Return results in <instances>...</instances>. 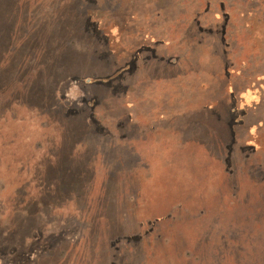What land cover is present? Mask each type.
Returning a JSON list of instances; mask_svg holds the SVG:
<instances>
[{"label": "rangeland", "instance_id": "obj_1", "mask_svg": "<svg viewBox=\"0 0 264 264\" xmlns=\"http://www.w3.org/2000/svg\"><path fill=\"white\" fill-rule=\"evenodd\" d=\"M0 264H264V0H0Z\"/></svg>", "mask_w": 264, "mask_h": 264}, {"label": "crops", "instance_id": "obj_2", "mask_svg": "<svg viewBox=\"0 0 264 264\" xmlns=\"http://www.w3.org/2000/svg\"><path fill=\"white\" fill-rule=\"evenodd\" d=\"M173 63L174 62H172L171 65H174ZM144 73L145 74H147V73H154V69L153 70L152 69H149V70L146 69V71ZM180 116L181 115H177V114H157V115H150V117H147L145 120L159 119V120H165V121H172V122H174V121H178V119L180 118ZM133 118H135L134 119L135 121H138V122L142 121V119H137V117H133Z\"/></svg>", "mask_w": 264, "mask_h": 264}]
</instances>
